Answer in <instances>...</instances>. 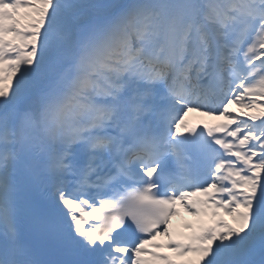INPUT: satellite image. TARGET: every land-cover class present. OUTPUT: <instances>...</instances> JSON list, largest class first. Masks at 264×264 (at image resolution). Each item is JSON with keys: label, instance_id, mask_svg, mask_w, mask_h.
<instances>
[{"label": "snow or ice", "instance_id": "obj_1", "mask_svg": "<svg viewBox=\"0 0 264 264\" xmlns=\"http://www.w3.org/2000/svg\"><path fill=\"white\" fill-rule=\"evenodd\" d=\"M0 264H264V0H0Z\"/></svg>", "mask_w": 264, "mask_h": 264}, {"label": "bare ground", "instance_id": "obj_2", "mask_svg": "<svg viewBox=\"0 0 264 264\" xmlns=\"http://www.w3.org/2000/svg\"><path fill=\"white\" fill-rule=\"evenodd\" d=\"M201 119H208V118L204 117V118H201ZM181 224H183V223H181ZM174 228H176L177 230L182 231L180 223H178V225L174 226ZM182 232H184V231H182Z\"/></svg>", "mask_w": 264, "mask_h": 264}]
</instances>
